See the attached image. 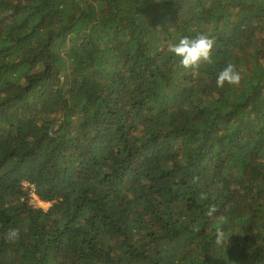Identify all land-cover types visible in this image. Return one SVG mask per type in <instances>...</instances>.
I'll list each match as a JSON object with an SVG mask.
<instances>
[{
  "label": "trees",
  "instance_id": "obj_1",
  "mask_svg": "<svg viewBox=\"0 0 264 264\" xmlns=\"http://www.w3.org/2000/svg\"><path fill=\"white\" fill-rule=\"evenodd\" d=\"M0 264H264V0H0Z\"/></svg>",
  "mask_w": 264,
  "mask_h": 264
},
{
  "label": "built area",
  "instance_id": "obj_2",
  "mask_svg": "<svg viewBox=\"0 0 264 264\" xmlns=\"http://www.w3.org/2000/svg\"><path fill=\"white\" fill-rule=\"evenodd\" d=\"M23 188H24L27 192H29V194H30V198H32V202H33V203H35L36 205L41 206V207H44V205L47 206L46 203L42 202L41 200H39V199L35 196L34 189H33V187H32L30 184H28V183H24V184H23Z\"/></svg>",
  "mask_w": 264,
  "mask_h": 264
},
{
  "label": "rangeland",
  "instance_id": "obj_3",
  "mask_svg": "<svg viewBox=\"0 0 264 264\" xmlns=\"http://www.w3.org/2000/svg\"><path fill=\"white\" fill-rule=\"evenodd\" d=\"M47 206L44 205V208H46Z\"/></svg>",
  "mask_w": 264,
  "mask_h": 264
}]
</instances>
